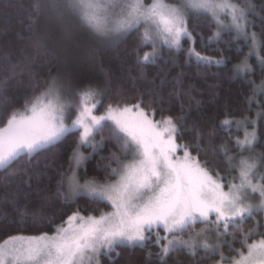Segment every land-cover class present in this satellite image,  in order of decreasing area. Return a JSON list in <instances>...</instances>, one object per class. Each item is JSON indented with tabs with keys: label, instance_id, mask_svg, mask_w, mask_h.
Returning a JSON list of instances; mask_svg holds the SVG:
<instances>
[{
	"label": "snow or ice",
	"instance_id": "1",
	"mask_svg": "<svg viewBox=\"0 0 264 264\" xmlns=\"http://www.w3.org/2000/svg\"><path fill=\"white\" fill-rule=\"evenodd\" d=\"M253 11L251 0L243 6L238 0H151L147 4L144 0H29L27 17L20 21L15 39L0 42V105L5 103V92L10 88L25 90L23 110L9 106L0 127V169L8 168L22 154L38 155L65 137L78 133V139L68 168L55 173L54 193L40 186L45 177L53 178L45 165L44 171L25 170L9 199L25 224L29 220L19 202L34 195L44 203L59 200L63 206L79 198L95 204L106 202L112 210L96 216L77 209L66 218L61 216L59 224L55 223V215L50 218L34 214L30 223L54 227L52 234L42 232L26 240L12 237L5 241L0 245V264H100L102 256L119 257L118 248L148 247L158 251L147 253V264H168L176 254L192 257L200 249L206 258L218 256L216 264H264V231L242 233L240 249L232 247L236 236L229 231L240 230L264 212V152H255L257 122L248 117L236 120L228 111L208 134L223 131L226 143L219 147L205 145L204 131L195 124L189 127L186 115H165L162 106L150 107L143 96L133 103L127 92L109 87L77 88L67 49L49 44L40 33L42 24H54L60 31L61 44L71 43L73 31L65 17H75L97 38L115 41L135 33L138 42L132 54L143 75V69L156 64L163 49L184 51L183 41L195 42L189 30L192 17L210 16L217 38L221 32L234 31L237 41L242 40L250 48L233 69L236 76L247 77L255 71L248 62L253 55L264 72V56L260 55L264 52V28L259 35L249 31ZM145 47L152 50L141 56L140 50ZM186 51L197 63H223L202 56L194 47ZM97 52L89 47L84 57L93 60ZM174 83L179 88L170 95L169 102L179 101L183 112V98L190 93L183 90L179 78ZM247 83L252 86L247 101L251 107L258 97L264 98V80ZM164 84L161 81V86ZM191 100L199 107L201 101L194 97ZM156 103L163 105V100L157 101L154 96L151 104ZM260 107L264 108V102ZM100 108H104V114L97 115ZM259 116L264 120V111ZM233 129L243 131V138H233ZM105 132L108 137L103 135ZM187 132L193 134L192 142L182 143ZM105 139L119 146L120 155L113 153L106 158L108 163L100 169L103 183L95 177L83 178L80 170L88 157L81 153V147L95 150L103 146ZM202 152L208 153L203 160ZM252 200L259 203L253 204ZM198 224L203 227L196 231ZM259 227L264 228V224ZM253 234L261 238L249 243ZM209 236L217 242L210 244ZM228 236L233 240L229 241ZM225 247L235 256L225 257ZM113 264H120L119 259Z\"/></svg>",
	"mask_w": 264,
	"mask_h": 264
},
{
	"label": "trees",
	"instance_id": "2",
	"mask_svg": "<svg viewBox=\"0 0 264 264\" xmlns=\"http://www.w3.org/2000/svg\"><path fill=\"white\" fill-rule=\"evenodd\" d=\"M148 0H145L147 2ZM236 2V0H234ZM240 3H247L248 0H238ZM254 11L249 15L251 20L250 32L258 35L264 28V0H251ZM29 0H0V42L14 40L16 33L20 31V21L26 19ZM66 23L73 31V40L71 43L61 44L60 31L54 25H41L40 33L47 42L53 46H59L67 49L69 67L73 76L74 84L77 88L91 85L93 88L104 89L111 88L113 91L127 92L130 102H135L138 97L143 96L145 102L150 107H163L165 115H186L188 126L195 124L205 133L204 144H214L217 147L226 143V136L223 131L217 132L214 136L208 135L214 128L218 127L220 122L225 119V113L232 112V118L243 120L244 117L255 120L258 144L256 154L264 152V120L260 119L259 113L264 111L260 103L264 98H259L257 103L249 107L247 101L252 95V86L247 83L248 80L259 84L264 80V72H261L259 62L255 57H249L248 62L255 70L254 74L247 77L236 76L233 69L248 55L250 48L241 41H237L236 35L232 31L221 32L219 38L215 35V25L211 17H192L189 21V30L192 32L195 42L183 41L184 51L173 49H163L160 58L156 64L148 65L143 69L135 66V55L132 54L133 48L137 44L136 34L120 39L109 40L107 38H97L82 27L75 17H65ZM143 31V29H141ZM89 47L98 49L93 60H86L84 52ZM194 47L202 56L210 57L213 60H223L221 64H203L197 63L195 58H189L186 49ZM150 47L140 50L142 56L148 52ZM240 49L238 52L237 50ZM260 55L264 56V52ZM179 78L183 82V90L190 93L183 98V112H181L180 102H169L170 95L178 90L179 86L174 82ZM161 81H165L161 86ZM24 89L17 90L10 88L5 92L6 101L0 105V127L6 120L9 106L23 110V92ZM159 101L163 100V105L151 104L153 97ZM201 101L199 107L195 106L194 101ZM108 101L105 102L107 104ZM191 103V107H190ZM99 111H104L100 108ZM159 118V115H157ZM242 131L233 129L231 136L233 138L241 136ZM108 137V133L103 134ZM192 133L185 134V140L182 143L192 142ZM78 133L71 138L65 137L64 140L56 145L49 146V149L42 150L40 154L29 156L22 154L16 161L6 169H0V224L10 225L9 227H0V244L12 237L21 235H40L42 232L52 234L54 227H37L30 223L34 214L53 217L55 223L59 224L61 216L64 218L73 211L79 209L82 214L97 215L107 210L109 205L106 202L99 204L87 202L83 198L77 199L70 206H63L62 202L56 199H50L47 203L37 196H32L27 201H20L19 208L23 211L29 223L21 222V217L9 199V194L15 190L16 185L23 178L25 170L44 171L45 165H48V176L53 177L49 180L44 178L41 187L47 186L49 193H54L56 188L55 173L59 170L68 168V159L76 147ZM100 140V136L96 137ZM88 159L84 162L81 173L84 177H95L99 182H104V173L100 171L108 163L107 157L113 153L120 155L119 146L112 140L105 139L102 147L95 150L92 147H83ZM195 155V153H193ZM231 154V153H230ZM207 152L200 154V159L207 157ZM238 159V157H237ZM113 167L115 165L113 164ZM86 169V175H85ZM222 174H227L222 171ZM236 175V173H232ZM264 224V212L255 215L240 230L229 229L234 232L236 241L232 247L241 248L239 242L243 237L242 233L255 230L256 233L264 231L259 225ZM201 225H197L199 228ZM163 234V233H161ZM186 236V235H185ZM259 235L253 234L248 242L260 239ZM229 241L233 240L228 236ZM213 243L217 241L213 237ZM121 252L119 257L102 256L100 264H113V261L119 259L120 264H147V253L156 252L158 248L148 247L146 249H117ZM225 257H233L235 253L227 247L223 249ZM218 256L206 258L203 249L198 250L196 256L189 257L186 253L176 254L169 259L168 264H216Z\"/></svg>",
	"mask_w": 264,
	"mask_h": 264
},
{
	"label": "rangeland",
	"instance_id": "3",
	"mask_svg": "<svg viewBox=\"0 0 264 264\" xmlns=\"http://www.w3.org/2000/svg\"><path fill=\"white\" fill-rule=\"evenodd\" d=\"M144 2H145V0H144ZM151 2V0H148L147 2H145L146 4L147 3H150ZM235 2V1H234ZM240 3V2H239ZM240 5L241 6H243L244 4L243 3H240ZM249 21H251L250 19H249ZM225 23L227 24V23H230V20H226L225 21ZM86 29V28H85ZM87 30V29H86ZM88 31V30H87ZM216 31H217V28L215 27V33H216ZM250 31V30H249ZM89 32V31H88ZM232 32H234V31H232ZM252 32V31H251ZM235 33V32H234ZM151 48L149 49V51L148 52H151ZM248 53H249V51H248ZM250 57H255V55H253V56H250ZM250 64V63H249ZM251 65V64H250ZM252 66V65H251ZM96 114L97 115H101V114H104V111H97L96 112ZM74 118V117H73ZM69 123L71 122L70 120L68 121ZM249 131H251V129H249ZM240 138H243V131L241 132V136H240ZM83 147H87V146H83ZM83 147H81V149H80V151H81V153L86 157V153L83 151ZM240 159V157H238V159L237 160H239ZM238 173H236V175H237ZM80 175L83 177V178H85V179H90V178H87V177H84L83 175H82V173H81V170H80ZM81 183H83V179H81ZM101 183H103V182H101ZM251 203H253V204H258L259 203V201L258 200H252L251 201ZM109 205V204H108ZM112 209H111V206L109 205V208L107 209V210H105V211H103L102 213L100 212L99 214H97L96 216H99L100 214H103V213H107V212H110ZM85 215V214H84ZM87 215H89V214H87ZM91 215H94V214H91ZM201 227H203V225H201L199 228H195V230L196 231H199L200 230V228ZM49 235H51V234H49ZM32 236H38V235H21V236H17V237H23L25 240L26 239H28L29 237H32ZM213 237L214 236H209V238H208V242L210 243V244H212L213 243ZM184 238L185 239H187L188 237H187V235L186 236H184ZM11 239V238H10ZM259 239H257V240H254V241H258ZM253 242V241H252ZM252 242H249V243H252ZM5 242H3V243H1L0 245H2V244H4ZM243 251H245V253L247 252V249L245 248V249H243Z\"/></svg>",
	"mask_w": 264,
	"mask_h": 264
}]
</instances>
